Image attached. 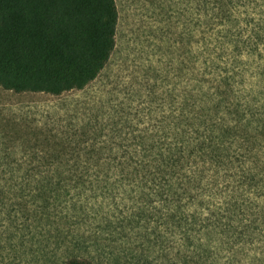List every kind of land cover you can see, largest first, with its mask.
Masks as SVG:
<instances>
[{"label": "rangeland", "instance_id": "obj_1", "mask_svg": "<svg viewBox=\"0 0 264 264\" xmlns=\"http://www.w3.org/2000/svg\"><path fill=\"white\" fill-rule=\"evenodd\" d=\"M116 3L115 51L86 89L55 96L0 88V170H117L111 160L149 152L143 138L161 140L164 82L195 84L187 46L196 39L186 29L198 23L189 15L196 3ZM100 158L110 163L97 165ZM61 186V195L47 203L29 195L27 203L0 214V264H65L74 257L93 264H264V202L167 201L161 188L138 184Z\"/></svg>", "mask_w": 264, "mask_h": 264}, {"label": "trees", "instance_id": "obj_2", "mask_svg": "<svg viewBox=\"0 0 264 264\" xmlns=\"http://www.w3.org/2000/svg\"><path fill=\"white\" fill-rule=\"evenodd\" d=\"M194 2L189 15L198 23L186 30L196 39L187 46L195 84L164 82L161 140L143 138L149 152L111 160L117 170H0V214L29 195L47 203L63 182L87 190L161 188L167 201L264 202V0ZM118 23L116 0H0V88L55 96L86 89L111 60ZM65 264L93 263L74 257Z\"/></svg>", "mask_w": 264, "mask_h": 264}]
</instances>
